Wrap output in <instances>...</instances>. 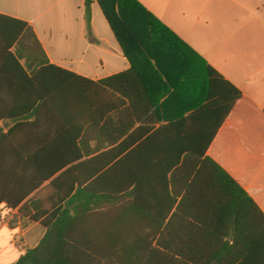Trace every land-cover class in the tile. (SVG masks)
<instances>
[{
    "label": "trees",
    "instance_id": "obj_1",
    "mask_svg": "<svg viewBox=\"0 0 264 264\" xmlns=\"http://www.w3.org/2000/svg\"><path fill=\"white\" fill-rule=\"evenodd\" d=\"M96 1L129 59L147 57L161 74L162 56L181 61L198 97L155 129L135 67L89 80L51 65L26 22L0 15V77L28 79L34 117L51 110L54 122L17 146L31 113H0L17 121L0 128V204L46 229L16 264H264V212L208 155L242 92L136 0Z\"/></svg>",
    "mask_w": 264,
    "mask_h": 264
},
{
    "label": "crops",
    "instance_id": "obj_2",
    "mask_svg": "<svg viewBox=\"0 0 264 264\" xmlns=\"http://www.w3.org/2000/svg\"><path fill=\"white\" fill-rule=\"evenodd\" d=\"M136 1L242 92L208 155L264 212V0ZM0 15L26 22L51 65L89 80L101 81L135 67L156 105L153 112L157 118L150 125L155 129L198 97L196 82L183 78L187 72L181 61L162 56L161 74L147 57L134 55L129 59L96 0L90 7L89 20L86 0H0ZM167 78L176 88L167 90ZM27 80L23 76L0 77L1 82L15 83L9 91L0 85V113H31L21 122L24 127L14 140L17 146L34 144L30 130L42 134L54 123L51 110L37 120L34 117L30 102L35 98V85L22 84ZM37 80L44 92L51 91V75H39ZM119 113L113 111V115ZM16 124V120L7 119L0 128L7 132ZM141 127V123L135 125ZM45 233L41 225L22 219L18 209L0 204V264H16Z\"/></svg>",
    "mask_w": 264,
    "mask_h": 264
},
{
    "label": "rangeland",
    "instance_id": "obj_3",
    "mask_svg": "<svg viewBox=\"0 0 264 264\" xmlns=\"http://www.w3.org/2000/svg\"><path fill=\"white\" fill-rule=\"evenodd\" d=\"M4 234H5V232H4V233H2V237H4Z\"/></svg>",
    "mask_w": 264,
    "mask_h": 264
}]
</instances>
